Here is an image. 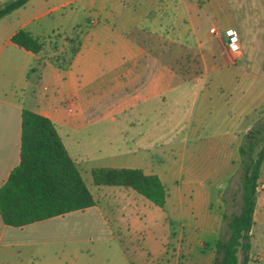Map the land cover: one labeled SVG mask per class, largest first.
Here are the masks:
<instances>
[{
    "label": "crops",
    "instance_id": "0c3cea01",
    "mask_svg": "<svg viewBox=\"0 0 264 264\" xmlns=\"http://www.w3.org/2000/svg\"><path fill=\"white\" fill-rule=\"evenodd\" d=\"M209 3L214 6L211 11L205 7ZM208 14L222 21V29L209 26L206 33L202 21ZM230 19L226 0H28L0 17V186L19 162L23 107L55 123L80 174V162L90 154L82 147L87 144L86 137L74 138L71 133H90L99 121H115L133 113L131 119H126L124 128L118 130L119 139L126 147L115 146L111 155L126 154L129 160L130 155L147 150L149 128L140 121L149 114L148 101L158 100L164 107L168 99L194 104L205 87L206 75L224 65H237L244 59L239 37L240 49L235 58L222 42L223 31L231 28ZM211 27L217 28V32H211ZM20 28L43 41L40 52L33 53L11 41ZM71 37L77 39V45L70 58L60 65L48 60L52 51L49 46L64 44L65 52ZM216 42L221 48L220 61L213 59ZM195 57L199 59L200 73H185L184 68H193ZM263 63L261 61V68ZM31 68L33 70L28 73ZM243 69L249 68L244 65ZM188 110L183 140L193 116V109ZM102 150V147L97 150L98 154ZM141 169L147 174H157L164 185L166 173ZM83 180L95 204L71 212L94 209L100 218L98 226L109 236L88 240L94 241L95 250L112 245L109 243L114 241L110 253H95L93 248H88L85 253L78 249L77 252L45 255L48 244L54 240L38 230L71 212L21 227L5 224L0 216V264H32L33 261L41 264H179V250L165 259L152 253L160 242L143 240L139 248L144 253L132 255L128 248L133 244L131 239L112 236L104 214L115 211V200L120 194L133 199L136 213L138 202H143L139 193L120 185H96L94 189L99 193L95 195ZM263 191L259 190L253 223L263 216L259 208V200L264 202V196L260 197ZM82 241V238L76 239L72 244ZM213 254L214 245L203 256L205 264H213ZM191 263L190 258L184 261V264Z\"/></svg>",
    "mask_w": 264,
    "mask_h": 264
},
{
    "label": "rangeland",
    "instance_id": "374dc122",
    "mask_svg": "<svg viewBox=\"0 0 264 264\" xmlns=\"http://www.w3.org/2000/svg\"><path fill=\"white\" fill-rule=\"evenodd\" d=\"M226 3L231 28L223 31L221 39L224 47L226 45L229 49L228 35L231 33L239 37L244 59L237 65H224L206 75L205 87L194 104L186 100L174 102L168 99L164 107L158 100L148 101L146 107L149 114L140 121L149 128L150 145L147 150L130 155L129 160L126 154L111 155L115 146L126 147L119 139L118 130L124 128L126 119H131L133 113L127 117L120 116L115 121H99L90 133H71L74 138L78 135L86 137L88 145L85 143L82 147L90 156L79 162L81 174L95 195L99 192L94 189L92 167L132 165L124 167L166 173L163 182L167 197L163 207L139 195L143 202H138L135 213L137 208L133 199L120 194L115 200V211L104 214L112 236L132 240L133 244L128 245L132 255L144 253L139 247L145 240L162 243H158L152 252L157 253L159 259L170 258L179 250V264H184L189 258L192 259L191 264H205L204 254L209 252L217 239L228 236L226 220L221 215L239 212L243 175L239 147L244 142L246 130L257 122L264 123V71L260 64L264 61V0H226ZM205 7L211 11L214 6L209 3ZM202 23L206 33L209 26H220L221 29L223 26L222 21L213 19L211 14L203 18ZM76 40L74 37L68 39L65 52L64 44L50 45L52 51L47 56L48 60L57 65L65 62L76 48ZM216 43L213 59L220 61L221 48ZM231 52L235 58L237 53ZM194 61L192 69L184 68L185 73H200L199 59L195 57ZM244 65L248 66L249 71L243 69ZM190 108L193 109V116L183 140L185 114ZM101 147L103 150L98 154L97 150ZM259 186L260 190L264 189V168L260 171ZM261 196H264V191L260 193ZM261 200L259 208L263 216L251 228L250 260L247 264H264V202ZM135 221L137 224H134ZM98 223L100 218L94 209L71 212L53 219L38 230V233L43 230L48 239L52 237L54 240L48 244L45 255L77 252L78 249L85 253L88 248H93L95 253H110L115 246L114 241L109 243L112 245L97 250L94 249L97 246L92 245L94 241L91 240L102 235L109 236ZM128 224L132 226L129 230L126 229ZM81 238L83 241L80 244H72L73 240ZM217 259L214 249L213 264ZM32 264L41 262L33 261Z\"/></svg>",
    "mask_w": 264,
    "mask_h": 264
},
{
    "label": "trees",
    "instance_id": "16d2710c",
    "mask_svg": "<svg viewBox=\"0 0 264 264\" xmlns=\"http://www.w3.org/2000/svg\"><path fill=\"white\" fill-rule=\"evenodd\" d=\"M27 1L5 0L0 3V17ZM11 41L33 53L43 48V41L23 28L15 31ZM262 69L264 71V63ZM239 152L243 159L240 209L229 216L222 214L229 232L227 237L214 242L218 257L214 264H247L250 260L253 213L260 190V170L264 165V123L257 122L245 133ZM91 177L95 185L132 188L156 206L163 207L166 202L167 191L158 175L144 173L141 168L93 167ZM94 204L55 123L47 116L23 107L19 162L0 186L2 221L21 227Z\"/></svg>",
    "mask_w": 264,
    "mask_h": 264
},
{
    "label": "built area",
    "instance_id": "2783aa9c",
    "mask_svg": "<svg viewBox=\"0 0 264 264\" xmlns=\"http://www.w3.org/2000/svg\"><path fill=\"white\" fill-rule=\"evenodd\" d=\"M210 31L213 33H216L217 30L214 27L210 28ZM228 47L231 51H233L234 53H238L239 52V42H238V37L233 35V34H229L228 35ZM69 110H71V108H69ZM260 188V186H258Z\"/></svg>",
    "mask_w": 264,
    "mask_h": 264
}]
</instances>
